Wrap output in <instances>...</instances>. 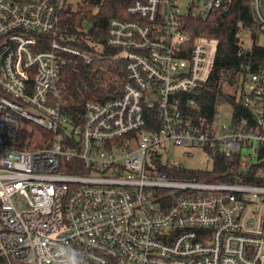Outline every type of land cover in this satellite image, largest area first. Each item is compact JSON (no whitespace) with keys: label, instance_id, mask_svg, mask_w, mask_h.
Masks as SVG:
<instances>
[{"label":"built area","instance_id":"1","mask_svg":"<svg viewBox=\"0 0 264 264\" xmlns=\"http://www.w3.org/2000/svg\"><path fill=\"white\" fill-rule=\"evenodd\" d=\"M91 1L0 0V257L264 264V62L246 66L232 109L217 110L206 126L195 119L218 40L192 38L185 26L227 13L232 0L131 2V18H112L107 30L117 51L110 59L126 63L122 95L87 101L75 115L63 105L62 72L102 57L71 44L91 37L70 21ZM250 5L257 35L241 28L239 54L264 48V0ZM149 110L159 124H149ZM168 144L219 147L258 182L168 177L158 162L181 167L165 156Z\"/></svg>","mask_w":264,"mask_h":264},{"label":"trees","instance_id":"2","mask_svg":"<svg viewBox=\"0 0 264 264\" xmlns=\"http://www.w3.org/2000/svg\"><path fill=\"white\" fill-rule=\"evenodd\" d=\"M133 1H91L90 5L78 11L70 19L72 23L87 27L91 35L86 42L79 45L76 42L71 44L87 51L98 49L102 54L101 58H95L90 63L76 60L67 65L62 72V80L65 83L63 105L71 113L82 115L84 103L87 101L105 102L122 95L126 80V63L124 60L110 59V56L117 51L107 46V30L112 18H131L127 14V6ZM185 28L192 38L203 36L218 40V50L209 81L202 87L197 99L199 110L195 119L206 126L217 110L233 108L234 93L240 85L246 66L251 64L253 70H256L257 62H264V48L254 45L251 52L243 51L239 54L240 50H243L238 36L241 28H249L256 32L250 0H232L231 8L227 13L212 12L206 19L190 17ZM190 115L193 116L192 113ZM156 117L154 110L147 112L149 124L150 122L159 124ZM152 127L154 126L149 129ZM204 151L212 159L211 170L170 168L158 162L159 172L172 178H196L213 183L258 182L253 176L238 173L239 156L229 159L219 147L205 148ZM254 173L255 171L252 175ZM0 264L9 263L5 257H0Z\"/></svg>","mask_w":264,"mask_h":264},{"label":"rangeland","instance_id":"3","mask_svg":"<svg viewBox=\"0 0 264 264\" xmlns=\"http://www.w3.org/2000/svg\"><path fill=\"white\" fill-rule=\"evenodd\" d=\"M251 33L252 35H254V33L255 35H257L256 32H254L253 30H251ZM243 39L245 49H251L253 42L250 38V35L248 33H244ZM23 127H25L27 131H30L33 128L28 124L23 125ZM166 148V150H169L170 153L165 154V156H170L175 163H177L183 168L191 170H211L212 168V159L209 158V156L205 153L204 149L200 146L190 145L188 147H185L168 144Z\"/></svg>","mask_w":264,"mask_h":264}]
</instances>
